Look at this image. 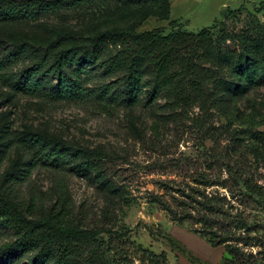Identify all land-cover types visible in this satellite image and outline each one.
Returning <instances> with one entry per match:
<instances>
[{
    "label": "trees",
    "instance_id": "16d2710c",
    "mask_svg": "<svg viewBox=\"0 0 264 264\" xmlns=\"http://www.w3.org/2000/svg\"><path fill=\"white\" fill-rule=\"evenodd\" d=\"M95 1L0 0V23L36 20L48 12L82 8ZM144 1L146 4L137 10L139 20L129 27L106 28L69 48L62 46L75 35L55 29L44 55L26 43L11 49L0 40V81L15 93L52 100L76 102L94 97L96 105L108 113L123 105L135 107L144 97L149 105L164 99L170 113L178 115L194 108L209 112L227 98L264 85L263 38L228 30L216 36L217 22L191 32L182 27L181 20H170V0ZM241 9L226 8L222 16H235ZM150 17L169 22L171 32L143 30ZM228 40L235 41L236 47L225 46ZM26 59L31 64L25 70L12 71ZM94 65L113 80L87 87L86 77ZM21 140L57 168L70 161L68 154L73 151L76 159H84L78 168H94L91 158L96 152L74 142L47 132L28 133ZM255 154L258 161L243 153L209 150L205 153L207 170L214 172L217 167L218 180L212 181V174L202 171L194 180L196 185L179 187L171 202L159 195L152 198L171 221L186 225L213 247L223 246L224 264H260L257 257L264 255V152ZM213 185L218 188L208 191ZM54 192L55 203L40 220L0 208V223L13 227L17 235L8 248V258L35 253L30 264H131V259L139 264H170L165 252L145 248L114 227L104 230L108 238L103 239L97 238L99 232L80 231L74 223V202L63 180L56 182ZM167 240L192 263L203 264L172 236ZM253 246L261 249L255 254Z\"/></svg>",
    "mask_w": 264,
    "mask_h": 264
},
{
    "label": "rangeland",
    "instance_id": "374dc122",
    "mask_svg": "<svg viewBox=\"0 0 264 264\" xmlns=\"http://www.w3.org/2000/svg\"><path fill=\"white\" fill-rule=\"evenodd\" d=\"M145 4L144 0H128L126 4L98 0L82 8L48 12L36 20L3 22L0 40L11 49L26 43L44 55L55 29L75 35L62 46L69 48L106 28L129 27L139 20L137 10ZM240 7L235 16H222L224 9ZM182 22L191 32L217 22L216 36L228 30L264 39V0H202L201 7ZM142 27L160 28L164 33L172 30L169 22L158 17L148 18ZM225 46L234 48L236 43L228 40ZM30 64L26 59L12 71L19 73ZM112 80L94 65L85 85L96 87ZM146 102L144 97L135 107L123 105L108 113L96 105L94 97L76 102L52 100L15 93L0 81V208L40 220L55 203L56 182L63 180L72 196L74 223L80 231L99 232L97 238L103 239L108 238L104 230L114 227L145 248L165 252L170 264H194L170 247L167 238L172 236L203 264H224L223 246L213 247L186 225L171 221L152 198L159 195L171 202L173 195L178 196L179 187L195 186L197 175L208 172L205 153L209 150L243 153L249 160L258 161L255 153L264 152V85L227 98L209 112L194 108L188 114H171L164 99L154 105ZM38 132L94 150V168H78L84 159H76L74 151L68 154L70 161L55 167L21 140L28 133ZM214 168L207 173L212 174V181L219 179ZM164 183L169 188H163ZM217 188L209 186L208 191ZM16 238L13 227L0 223V264H30L35 257L29 253L8 258V248ZM260 249L252 247L255 254ZM257 263L264 264V255L257 257Z\"/></svg>",
    "mask_w": 264,
    "mask_h": 264
},
{
    "label": "crops",
    "instance_id": "0c3cea01",
    "mask_svg": "<svg viewBox=\"0 0 264 264\" xmlns=\"http://www.w3.org/2000/svg\"><path fill=\"white\" fill-rule=\"evenodd\" d=\"M170 3V20H181L182 22L184 18H188L192 13L197 11L199 7H201L202 0H170ZM147 28L145 30H148Z\"/></svg>",
    "mask_w": 264,
    "mask_h": 264
}]
</instances>
